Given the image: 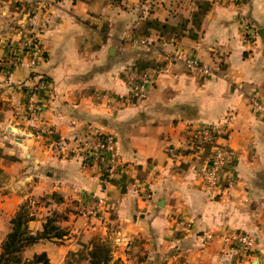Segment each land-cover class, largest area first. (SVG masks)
<instances>
[{
    "label": "crops",
    "instance_id": "crops-1",
    "mask_svg": "<svg viewBox=\"0 0 264 264\" xmlns=\"http://www.w3.org/2000/svg\"><path fill=\"white\" fill-rule=\"evenodd\" d=\"M10 54L19 60L7 70ZM145 69L158 73L140 96L127 74ZM41 77L32 115L26 95ZM250 97L264 106V0H0V244L29 199L30 232L55 214L67 234L26 247L24 259L90 264L99 240L108 264H264V119ZM211 126L230 148L212 193L202 180L212 145L191 141ZM95 129L115 135L124 167L107 184L79 154ZM99 198L105 210L93 215ZM237 230L253 237L251 252L221 239Z\"/></svg>",
    "mask_w": 264,
    "mask_h": 264
},
{
    "label": "built area",
    "instance_id": "built-area-1",
    "mask_svg": "<svg viewBox=\"0 0 264 264\" xmlns=\"http://www.w3.org/2000/svg\"><path fill=\"white\" fill-rule=\"evenodd\" d=\"M233 3H238L241 0H231ZM241 24L246 34L254 36L256 28L254 24L247 18L241 20ZM25 51L32 64H35L38 60V52L36 49V42L31 40L25 44ZM178 56H172L170 63L177 61ZM19 60V55L10 54L2 63V66L7 70L13 68ZM185 64L192 70H198L208 72V68L205 65L199 64L196 60L186 58ZM156 70L145 69L143 71L135 72L130 71L127 74L128 84L132 88L133 92L142 96L144 94L146 85L151 82L154 76L157 75ZM47 86V80L43 77L39 78L28 90L26 95V104L32 115H36L42 111V103L36 99L35 95L40 90H44ZM251 107L261 114L264 119V106L256 97H250L249 99ZM229 118L225 119L223 124L229 122ZM219 127H205L191 133V141L198 146H204L206 144L212 145V151L207 159L205 168L202 173V180L207 186L209 192H215L225 176L226 164L230 157V148L227 143L217 142L216 137ZM64 146L63 143L60 144ZM79 154L83 163L88 166L99 170L101 173L102 181L107 184L113 179L121 176L123 173V165L119 159L117 139L114 134L106 133L95 129L90 132L78 145ZM230 180H227L229 183ZM106 204L102 198L92 200L87 206L88 212L93 215H97L100 210H105ZM189 224H184L183 229L188 230ZM211 234L207 235V238H212ZM223 242L234 243L237 248L247 254L254 249V240L246 232H231L225 236H221Z\"/></svg>",
    "mask_w": 264,
    "mask_h": 264
},
{
    "label": "trees",
    "instance_id": "trees-1",
    "mask_svg": "<svg viewBox=\"0 0 264 264\" xmlns=\"http://www.w3.org/2000/svg\"><path fill=\"white\" fill-rule=\"evenodd\" d=\"M30 202L29 199L24 201L10 219V230L0 244V264H50L45 252L24 259L22 251L40 240L63 239L67 234V231L58 224L59 216L55 214L46 218L41 231L30 232L28 222L33 219ZM110 251L107 242L93 241L88 252L90 264H108L111 258Z\"/></svg>",
    "mask_w": 264,
    "mask_h": 264
},
{
    "label": "rangeland",
    "instance_id": "rangeland-1",
    "mask_svg": "<svg viewBox=\"0 0 264 264\" xmlns=\"http://www.w3.org/2000/svg\"><path fill=\"white\" fill-rule=\"evenodd\" d=\"M137 42L141 45H147V42L144 39H138ZM8 182V177L4 174V173H0V186L2 185V183H6ZM1 191V189H0ZM31 204V202H30ZM32 205V204H31ZM235 232H244V231H235ZM247 233V232H246ZM251 236V235H250ZM252 237V236H251ZM253 238V237H252ZM94 241H98V240H94Z\"/></svg>",
    "mask_w": 264,
    "mask_h": 264
}]
</instances>
